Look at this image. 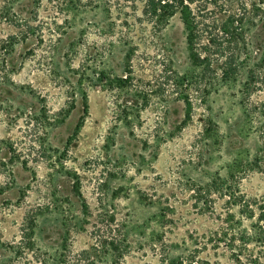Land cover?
Wrapping results in <instances>:
<instances>
[{
	"label": "rangeland",
	"instance_id": "obj_1",
	"mask_svg": "<svg viewBox=\"0 0 264 264\" xmlns=\"http://www.w3.org/2000/svg\"><path fill=\"white\" fill-rule=\"evenodd\" d=\"M189 4L209 63L145 0H0V262L112 235L125 264H264V0Z\"/></svg>",
	"mask_w": 264,
	"mask_h": 264
},
{
	"label": "trees",
	"instance_id": "obj_2",
	"mask_svg": "<svg viewBox=\"0 0 264 264\" xmlns=\"http://www.w3.org/2000/svg\"><path fill=\"white\" fill-rule=\"evenodd\" d=\"M195 0H145V12L153 17L163 19L165 22L170 17L177 13L182 16L183 22L189 27L187 35V43L190 46V58L196 61L205 60L209 63L215 55V51L207 49L206 53L201 57L199 50L195 48V14L189 4ZM242 8H245L242 6ZM240 20V19H239ZM214 37L209 35L207 41L210 47L213 46ZM198 50V51H197ZM80 123L76 128L80 127ZM3 140H0V168L6 165L13 166L16 161L13 153L7 158L3 157L5 147ZM15 159V160H14ZM2 190H0V193ZM254 204V206H253ZM243 209L249 211V216L255 217L254 227L256 229V241L261 242L264 237V199H259L252 203H242L240 205ZM24 240L17 245H9L10 256L0 264H125L123 262L124 256L127 254L129 244L124 237H116L112 235H97L94 237V242L87 248L79 251H56L49 253L41 251L38 247L33 246L30 235H25ZM246 241V240H245ZM241 253L235 255V260L240 262ZM248 261H253V257H248ZM150 264V263H141ZM159 264H210L207 259L201 258L197 255L196 250H192L186 254L168 255L164 253L161 255Z\"/></svg>",
	"mask_w": 264,
	"mask_h": 264
}]
</instances>
